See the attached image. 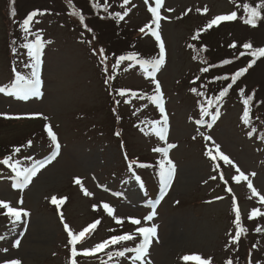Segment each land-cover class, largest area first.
I'll use <instances>...</instances> for the list:
<instances>
[{"label": "rangeland", "instance_id": "obj_1", "mask_svg": "<svg viewBox=\"0 0 264 264\" xmlns=\"http://www.w3.org/2000/svg\"><path fill=\"white\" fill-rule=\"evenodd\" d=\"M75 2L87 13L98 44L102 45L111 38L118 41L115 47L124 50L137 45L142 49L156 50L155 45L158 44L151 32L145 28L141 37L139 33L140 28L152 20L148 7L155 6L154 0H149L148 4L144 0H130L127 5H123V0L93 1L92 5L97 2L103 6L107 4L108 11L105 12L104 8L102 11L112 17L116 12L123 14L128 11L123 20L114 18L113 22L102 21L98 15L92 16L89 9L92 5L88 7L84 0ZM244 2L255 5L260 0H164L160 14L165 19L160 21L159 32L165 44L166 60L156 79L161 86L168 117L165 143L151 132L150 122L159 116V109L148 99L155 94V84L143 74L139 64L126 60L118 65L116 78L119 85L127 89H144L139 95L123 90V97L117 90L119 107L126 115V121H114L106 114L107 108L110 109L109 85L104 83L103 72L89 44L91 41L69 18L64 0H19V10L23 8L22 17L27 11L37 8L43 13L35 17L31 25L32 32L39 33L45 42L40 56L42 95L23 101L0 93V145L8 147L31 137L36 144L27 149L26 156L32 159L21 157L18 160L22 165L30 166L33 160L46 158L53 151L49 145L43 144L44 122L57 129L63 146L56 159L41 169L23 190L12 188L15 174L10 167L0 164V200H10L13 206L23 207L30 213L15 226L8 218L0 216V236L4 237L0 239V264L5 259H19L22 264H69L68 236L61 223L60 212L50 202L54 195L67 197L62 213L64 221L74 232L101 219L90 240L80 244L79 249L94 246L112 235L134 232L138 226L126 219L134 217L140 218L144 226L151 223L158 226L159 240L154 239L149 249L152 264H185L181 257L193 253L211 258L215 264H224L227 259H236L243 264L249 260L253 264H264V231H255L258 226L264 229V215L257 216L255 223L248 220L254 208L264 213V203L252 195L247 181L236 183L232 179L238 175L232 165L220 159L218 164H214L205 155L207 147L212 146V141L205 137L211 136L220 145V150L249 176L253 187L264 195V137H259L264 131V57L259 58L241 81V87L248 93L254 91L258 101L255 107L258 133L254 131L250 137L248 133L253 129L242 122L243 105L238 93L223 102L215 113V119L213 115L203 119L197 109L198 96L192 91L197 84L192 80L201 73V69L186 46L194 31L202 29L216 15L232 11H237L238 18L212 32L209 44L214 49L218 47L212 52L215 53L214 58L220 60L233 56L239 49L245 51L241 45L248 41L253 47L264 46V19L255 28L245 25L241 19L243 9L236 7V4ZM6 5L7 0H0V87L11 86L15 78L13 69L29 75L31 70L25 65L32 63L27 49L22 47L25 33L18 25L17 38L13 35L11 22L5 20ZM205 7L207 12L203 11ZM152 27L155 28L154 25ZM133 38L137 40L132 41ZM34 39L35 35L28 36V41ZM233 42L237 45L235 49L228 47ZM13 47L17 49L15 53ZM131 48L127 51H133ZM246 62L247 59L228 71H235ZM39 113L47 119L21 118ZM9 114L20 118H5L4 115ZM136 118L141 123L138 129L132 126ZM119 126L124 130L123 137L131 152L152 163L163 158L161 153L153 151L154 148L176 145L169 149V158L176 166L175 175L162 200L159 170L151 167L143 170V173H151L147 176L149 185L146 187L151 191L149 197L136 176L126 169L119 141L112 132ZM220 167L232 182L233 194L241 209L242 226L249 231L247 235L242 234L236 243H231V237L235 236V212L231 195L223 188ZM253 172L255 176L250 175ZM76 177L93 195L83 194L81 185L74 182ZM218 196L223 199H210ZM21 198L24 203L18 205ZM102 203H108L116 209L115 215L125 218L123 225H117L107 215ZM150 204L155 206L150 207ZM93 205H97L96 210ZM153 208L157 215L153 221L144 222L143 217ZM17 239L20 240L19 247L14 246ZM124 246H134V243L125 242L120 247ZM77 264H130V261L121 257H113L109 261L107 255L101 260L81 259Z\"/></svg>", "mask_w": 264, "mask_h": 264}, {"label": "snow or ice", "instance_id": "obj_2", "mask_svg": "<svg viewBox=\"0 0 264 264\" xmlns=\"http://www.w3.org/2000/svg\"><path fill=\"white\" fill-rule=\"evenodd\" d=\"M149 0H144L145 4H148ZM231 2H235V0H231ZM130 3V0H123V5H127ZM155 6H149L148 11L152 15V20L148 25H145V27L140 28V32L144 33L145 28L148 29L149 32H151L152 36L155 37V40L158 44V56L154 57L152 59H140L136 54H129V55H120L116 60V65H120L124 61H134L137 64H139L140 68L143 70V74L147 77H150L152 82L155 84V94L148 97V99L156 105V107L159 109V112L161 114L162 119L161 120H153L150 122V128L151 132L155 134L156 137L160 141L167 142V134H168V117L166 115V110L164 106L163 101V94L161 91V86L159 81L156 79V74L159 72L161 67L165 64L166 60V48L165 44L161 38L159 28H160V21L162 19H165V17H162L160 14L161 6L164 3V0H154ZM15 0H10L11 10L10 15L12 17L16 16V9L14 7ZM94 7H99L100 5L97 3H94ZM236 7L243 9V17L241 19L243 20V23L245 25L251 26L253 28L258 26V22L264 19V16H262V13H264V0H260L259 3H256L253 5V3L244 2L242 4H236ZM104 11H108V5H104ZM168 11H172V9H168ZM190 11V10H189ZM197 11H200V9H197ZM204 12H207V7L204 8ZM43 13L39 12V10H35L27 14L26 18L22 20L20 23V28L25 33L24 40L25 43L22 44V47L24 49H27V54L29 57L32 58V63L30 65H25V67L30 68V74H22L20 71L15 72V78L11 82L10 87H0V93H5L6 95L10 97H16L19 100L27 101L32 97H40L42 95L41 92V86H42V79L40 75V56L42 49L44 47V40L42 39L41 35L39 33H33L31 25L34 21V18L38 15H42ZM73 15H76L79 17L80 23L83 24L85 17L84 15L73 12ZM128 14V11H124L123 14L120 12H116L113 14V18L117 20H123L124 17ZM237 11H232L230 14H221L216 15L211 20L207 22L205 27L201 30H198L197 33L192 37L194 40L198 39L201 31H207L211 29L213 26H219L222 22L225 21H235L237 19ZM152 25L155 26V28L152 27ZM85 27H87L85 25ZM88 31H92L91 28H88ZM29 35H35V39L32 41H28ZM13 45H15V41H13ZM237 45L235 42H233L230 47L235 48ZM191 47V46H190ZM241 47L245 50L240 52V56L249 55L252 57V59L247 63L246 67H241L238 70L234 72V74L231 75L230 80L231 83L227 85V87H224L220 92L219 95L215 97V103L220 102L229 92V89L232 88V86L237 82V80L244 76L248 69L255 65L257 60L261 57H264V46L261 47H253V44L251 41L245 42L241 45ZM206 50V49H205ZM13 53L17 51L16 47L12 48ZM238 58V57H237ZM107 57L103 55V50H101V60L100 63L104 64ZM231 63L230 60H224L223 64L227 65ZM208 67H205L201 69L203 72H208ZM105 72H107V68L104 69ZM113 79L112 76H107L105 83L108 82V80ZM216 79H224L228 80V76L223 77H216ZM193 92H197L195 88L192 89ZM241 97H242V104H243V114H242V122L245 125H248L251 122L250 119V112H251V104L253 97L255 93L253 92L251 95L245 96L244 90L241 89ZM118 95L123 97L125 95V92L123 90H120L118 92ZM132 95H136V93H132ZM198 96H203L204 93L197 92ZM117 104L120 103L119 100L116 101ZM207 106L205 107L204 104L200 105L201 109V116H209V108L214 105L213 99H207L206 101ZM115 111V110H114ZM38 115V114H34ZM213 119L216 118V114H212ZM5 118L12 119V118H20V117H10L5 115ZM47 119V117H44ZM119 118V117H118ZM210 126V125H209ZM45 131L50 139L51 144L54 146V151L51 153V155L46 158L45 160H33V162L30 164V166H24L21 164V162L17 159L15 162H13V156L9 155L5 157L2 161H0V164L7 165L11 168L12 172L15 174V180L14 183H12V188L23 190L29 186V184L32 182L33 178L38 174V172L43 169L47 164H50L53 160L56 159L57 155L59 154L60 145L58 143L57 135L52 130V127L50 124L45 125ZM143 131V129H141ZM255 130L249 131L248 135L251 137L253 135V132ZM146 135L149 133H145ZM119 135V133H117ZM195 139V137H193ZM206 140L212 141V146L207 147V150L205 152V155L210 158L212 161H216L218 158L220 160H223L225 164L232 165L238 175H235L232 177V179L236 183H240L241 181H247V187L251 190V193L253 196H258L259 201L261 203H264V195H261L258 190L253 187L252 180L249 179L248 175H245L243 171L240 170V168L235 165L234 161L230 159L229 156H227L225 153H223L220 150V145L216 144L215 141L212 140L211 136L205 137ZM32 141L29 140L27 142V146L31 147ZM176 147L175 144H167V147H156L153 149V151L157 153L162 154V159L159 160V178H160V184H161V196L160 200L163 199L164 194L166 190L169 188L174 175L176 171V166L174 162L169 158V149ZM215 150V154H213V151ZM21 147H14L13 152L14 153H20ZM27 159H32L31 157H27ZM137 161L133 160L129 165V169L132 168L133 164H136ZM140 167H147V165H139ZM219 167V165H217ZM251 176H255L256 173H251ZM221 179H223V173L220 174ZM137 180L140 178L137 176ZM215 179V177H213ZM74 182L77 185H81V190L85 196H91L93 195L90 193L87 189H85L82 185V181L79 177L74 178ZM227 184V181H225ZM227 191L231 192L232 189L228 188ZM251 198V197H250ZM217 199H223V197H218ZM67 200V197L63 198H57L55 195L51 197L50 202L54 205H56L58 211L60 209V206ZM18 205H23L24 201L23 198H21L18 202ZM156 203H159V200L156 201ZM233 211L235 212V219L233 221L235 225V236L231 237V243H236L239 241L242 234H246L247 229L242 226L241 223V212L237 205L236 198L233 196ZM103 210L107 213L109 217H111L114 222L117 225H123L125 218L119 217L115 215L116 209L112 206H110L108 203H102ZM93 209H97V205H93ZM0 215H4L8 218L9 222L15 226L16 224L20 223L23 219V217H26L30 215V213L24 209L23 207H17L13 206L10 200H0ZM60 220L63 224L64 230L67 233L68 241L67 244L70 246V259L69 264H77V257L83 256V257H92L95 256L97 253L104 251L105 249H108L112 246L116 245H124L125 242H133L134 246H124L122 247V250H118L115 252H109L108 253V260L111 261L113 257H121L126 258L128 261H130V264H152V261L149 258V249L153 243V240L155 239L157 242L159 240L158 237V226L154 223H151L149 226H144L142 224V220L140 218H134V217H127L126 219L133 225H136L138 227L135 228L134 232H125L123 234L119 235H112L108 239H104L103 241L96 243L94 246L82 248L78 251L77 245L85 240L86 234L90 235L92 232H94L97 228V225L100 224V220L97 219L93 223H90L88 226L84 227L79 232H74L68 223L64 221L63 213L60 212ZM157 215L155 208L143 217L144 222H151L153 221L154 217ZM264 215L258 208H254L251 210L249 214V219L255 218L257 216ZM109 231H115V229H109ZM256 232L264 231L261 227H257L255 229ZM231 235V234H229ZM139 237V241H137V238ZM0 239H4L3 236H0ZM20 240L17 239L14 242L15 247H19ZM256 245H253V248H255ZM2 251L7 252L8 249H2ZM181 259L185 262V264H188V262H195V264H212L211 258L204 259L199 254H189L184 255L181 257ZM3 264H22V262L19 259H5ZM225 264H233L232 259H227L225 261ZM248 264H251V261L249 260Z\"/></svg>", "mask_w": 264, "mask_h": 264}, {"label": "trees", "instance_id": "obj_3", "mask_svg": "<svg viewBox=\"0 0 264 264\" xmlns=\"http://www.w3.org/2000/svg\"><path fill=\"white\" fill-rule=\"evenodd\" d=\"M8 10H11V5L9 4V6L7 7ZM13 22H11L12 24ZM204 44V45H203ZM203 45V46H202ZM202 47H198L196 46V55L195 57L202 59V54L205 51H208V49H210V46H207L204 42L201 44ZM206 49V50H205ZM211 50V49H210ZM31 140V137H27L25 140H21L20 143H16V144H10L8 147L3 146L2 144L0 145V161H2L5 157L12 155L13 159L16 158L18 155H21V152L23 150V147L27 145V142ZM33 142V141H32ZM14 147H21V151L20 153H14L13 149ZM2 211V210H0ZM1 217L4 215H0ZM213 264H215V262H213ZM216 264H220V263H216Z\"/></svg>", "mask_w": 264, "mask_h": 264}]
</instances>
